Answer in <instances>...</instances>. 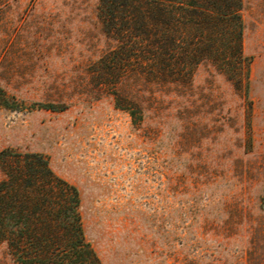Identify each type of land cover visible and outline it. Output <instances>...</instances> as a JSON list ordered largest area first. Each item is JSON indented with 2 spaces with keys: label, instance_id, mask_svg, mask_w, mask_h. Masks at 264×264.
Returning <instances> with one entry per match:
<instances>
[{
  "label": "rangeland",
  "instance_id": "obj_1",
  "mask_svg": "<svg viewBox=\"0 0 264 264\" xmlns=\"http://www.w3.org/2000/svg\"><path fill=\"white\" fill-rule=\"evenodd\" d=\"M102 3L0 0V187L21 185L0 188V264H39L41 225L64 229L47 168L101 264H264V0H243L237 62L186 67L177 28L162 70L159 22Z\"/></svg>",
  "mask_w": 264,
  "mask_h": 264
},
{
  "label": "trees",
  "instance_id": "obj_2",
  "mask_svg": "<svg viewBox=\"0 0 264 264\" xmlns=\"http://www.w3.org/2000/svg\"><path fill=\"white\" fill-rule=\"evenodd\" d=\"M120 1L123 0H103V12L108 15V11H111L110 13L113 14L114 7L120 5ZM125 2L130 10L137 12L139 10L148 20L154 17V20L159 22L163 40L160 41L169 50L152 54L150 61L154 67L159 66L161 70L162 67L169 69L176 65L179 59V62L186 67L198 65L200 62L215 64L222 56H227L226 61L231 62L232 55H228V51L239 54L238 57V54L236 56L234 53L233 58L236 62L240 59L243 0H125ZM141 5L145 6V10L144 8L143 11L140 10ZM177 28L182 29L186 48L178 54L181 57L179 59L177 53L172 54L170 51V47L176 43V38L173 36ZM237 70H239L238 66L234 73ZM24 163L22 165L20 163L19 166L21 175L26 173L27 165ZM47 171L49 176L45 182L52 191L59 194L58 198L64 203V214L68 216L64 220L63 231H60L61 236H58L60 232L53 229L49 223L45 222L41 225L40 232L36 234V240L32 243L35 259L40 260L39 264H101L84 236L77 212L80 205L77 188L55 177L48 168ZM12 179L13 175L9 176L8 182L2 183L1 187L11 191L7 192L12 195H18L21 185L19 181ZM13 199L0 196V234L3 237L9 236L7 229L10 227L12 213L15 212Z\"/></svg>",
  "mask_w": 264,
  "mask_h": 264
}]
</instances>
